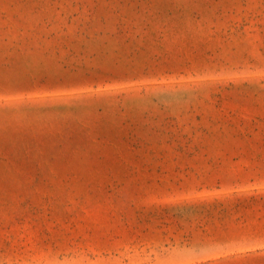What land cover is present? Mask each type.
Masks as SVG:
<instances>
[{
  "label": "rangeland",
  "instance_id": "1",
  "mask_svg": "<svg viewBox=\"0 0 264 264\" xmlns=\"http://www.w3.org/2000/svg\"><path fill=\"white\" fill-rule=\"evenodd\" d=\"M0 264H264V0H0Z\"/></svg>",
  "mask_w": 264,
  "mask_h": 264
}]
</instances>
